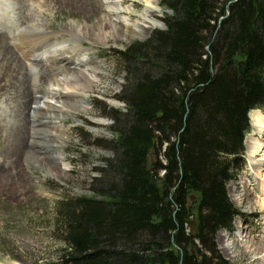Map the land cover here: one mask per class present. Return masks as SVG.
<instances>
[{
	"label": "trees",
	"instance_id": "trees-1",
	"mask_svg": "<svg viewBox=\"0 0 264 264\" xmlns=\"http://www.w3.org/2000/svg\"><path fill=\"white\" fill-rule=\"evenodd\" d=\"M162 5L166 28L117 51L113 157L94 194L59 202L55 264H232L216 234L244 216L228 183L245 164L249 112L264 110V0Z\"/></svg>",
	"mask_w": 264,
	"mask_h": 264
},
{
	"label": "rangeland",
	"instance_id": "rangeland-1",
	"mask_svg": "<svg viewBox=\"0 0 264 264\" xmlns=\"http://www.w3.org/2000/svg\"><path fill=\"white\" fill-rule=\"evenodd\" d=\"M11 1L14 5L15 2L21 5V0ZM39 1L24 0L22 3L26 6L21 10L37 11L47 25L46 31L58 36L57 39H49L43 45L44 49H61L65 43L61 42L59 32L71 24L79 28L83 36H87L84 32L86 25H103L105 40L92 43L85 39L83 43L86 49L79 54L67 49L60 52L57 62L45 61L44 65L52 66L53 70L48 69L45 78L38 77L41 90H35L37 96L31 91V76L24 81L26 93L18 89L16 79H1L0 264H55L58 261L65 247L57 227L59 202L67 197L94 194L92 187L94 178L99 176L97 169L105 165L107 158L113 157L110 143L117 137V133L112 129L115 122L111 117V109L125 107V103L117 99L125 83V73L121 70L117 51L131 43L145 41L158 29H165L163 18L172 12L162 5L163 0L158 3L156 0H102L104 10L95 16L81 13L72 7L62 9L53 3L45 5V0ZM38 3L42 4L41 9ZM109 19L126 20L134 29H130L126 37H120L117 31L105 28ZM83 57L91 58L101 67L99 79L89 92V110L85 112L70 108L63 113L55 112L54 117L64 126L62 139H53L46 132L39 131L36 141L32 142L29 139L31 116L36 115L37 124L45 118L33 111L36 106L33 98L46 97L43 89L54 86L55 80L71 84L68 78H71L75 68H81L79 61ZM25 62L28 66L32 65L31 71L41 66L35 65L33 61ZM55 66L64 67L66 71L54 70ZM11 83L15 85L6 87ZM64 99L76 102L74 98ZM96 100L104 102L107 110L98 109ZM25 102L29 103L27 108H23ZM259 110L264 114L263 109ZM98 118L104 122L98 123ZM250 124L251 129L245 137V164L237 178L228 183L229 196L244 216L235 219L232 231L222 229L216 234L218 248L232 264H264V251L258 255L261 258L258 260L253 258L255 252L252 251L264 243V209L259 205L263 197L255 187L241 186L251 161L246 141L255 142L264 138V131L260 132V128L253 125L251 119ZM96 139H103L104 142L95 143ZM53 151L63 153L64 159H54ZM27 155L30 158L27 159ZM63 164L67 172L60 170ZM236 230L243 232L246 236L244 240L235 236L233 232ZM222 238L231 243V251L222 250Z\"/></svg>",
	"mask_w": 264,
	"mask_h": 264
},
{
	"label": "bare ground",
	"instance_id": "bare-ground-1",
	"mask_svg": "<svg viewBox=\"0 0 264 264\" xmlns=\"http://www.w3.org/2000/svg\"><path fill=\"white\" fill-rule=\"evenodd\" d=\"M22 1L24 0H21V5H17L16 2L14 5V2L11 0H0V91L3 89L1 79L3 77H9V81L16 79L18 89L24 92L25 89H27L25 88L24 81L27 77L29 78L31 76L33 78L31 91L37 96L38 93L36 94V91L41 90V86L38 84V77L45 78L48 76L47 70H53L52 66H45L44 62H57V56L60 52H65L67 49H71L75 54H79L86 49L83 43L85 39H88L92 43L102 42L105 40V34L102 33L104 27L97 23L91 26L86 25L84 32L87 36H83L79 28L75 27L73 24L70 26L67 25L59 32V34L61 33L59 38L65 45H63L61 49H44L45 46L43 45H45L49 39H57L58 36L46 31L47 25L44 19L36 13L37 11L35 12L34 9L30 11L28 9V12L26 10L22 12L21 9L26 6ZM30 1L35 2L37 0ZM38 2L40 1L38 0ZM156 2L158 3L159 0H156ZM47 3H53L62 9H69L72 7L81 13L86 12L91 16H95L97 13L104 10L102 0H45L44 4L46 5ZM31 5H34V3ZM38 6L39 9H41L42 4L38 3ZM130 17H132V15H130ZM107 27H109V29L111 28L112 31H117L120 37H126L129 30L132 28L134 29L132 25L127 24L126 20L112 21L109 19V22L105 24V28ZM14 50L17 51L18 54H16ZM25 61H33L35 65L41 66L38 70L37 68L33 69L34 71L32 70V72L30 70L32 65L30 64L31 66H28ZM79 65H81V68H75L74 71L71 72V78H68L71 84L66 81L61 83L55 80L53 83L54 86L50 85L49 89H43V93L46 97L42 96L41 99L37 97L33 98L36 104L33 111L36 114L44 115L45 118L37 124V122H35L36 115L34 114L31 116L32 121L29 139H31L32 142L36 141L39 131L46 132V135H49V137L53 139H62L61 134L64 126L59 124L57 118L54 117L53 114L55 112L63 113L66 109L70 108L85 112L89 110V92L93 89L94 83L99 79L101 67L93 62L91 58L86 57L80 59ZM54 70L66 71L65 68L61 66H55ZM12 85L13 83L6 85V87H12ZM24 93H26V91ZM65 97L74 98L76 102L72 103L64 99ZM27 106H29V103L25 102L23 108H27ZM249 113L253 125L258 126L260 132L264 131V114L261 110L252 109ZM2 116L3 113H0V118H2ZM97 122L103 123L104 121L98 118ZM246 143L249 147L248 151L251 161L248 174L241 181V186L245 188H250L252 186L260 191V196L263 198L259 205L264 209V138L262 140H255V142L247 140ZM30 155H27V159L30 158ZM52 156L56 160L62 161L64 159V155L60 151H53ZM60 170L62 172H67L65 165ZM50 174H53V172H50ZM233 233L241 240H244L246 237L243 232L239 230ZM224 239L225 238H222V250L231 251V243ZM252 251L255 252L253 258L257 260L261 259L258 255L263 254L264 243L259 244ZM262 258L264 259V256Z\"/></svg>",
	"mask_w": 264,
	"mask_h": 264
},
{
	"label": "water",
	"instance_id": "water-1",
	"mask_svg": "<svg viewBox=\"0 0 264 264\" xmlns=\"http://www.w3.org/2000/svg\"><path fill=\"white\" fill-rule=\"evenodd\" d=\"M191 231L195 232L198 228V221L196 219H192L189 221Z\"/></svg>",
	"mask_w": 264,
	"mask_h": 264
}]
</instances>
